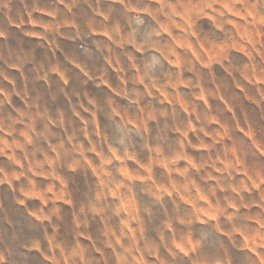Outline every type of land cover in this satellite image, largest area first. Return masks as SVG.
Masks as SVG:
<instances>
[{
	"label": "clouds",
	"instance_id": "clouds-1",
	"mask_svg": "<svg viewBox=\"0 0 264 264\" xmlns=\"http://www.w3.org/2000/svg\"><path fill=\"white\" fill-rule=\"evenodd\" d=\"M0 264H264V0H0Z\"/></svg>",
	"mask_w": 264,
	"mask_h": 264
}]
</instances>
